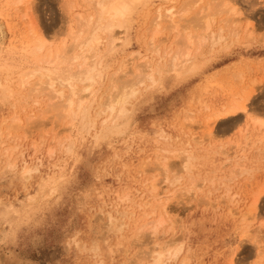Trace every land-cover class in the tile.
Here are the masks:
<instances>
[{
    "label": "rangeland",
    "instance_id": "374dc122",
    "mask_svg": "<svg viewBox=\"0 0 264 264\" xmlns=\"http://www.w3.org/2000/svg\"><path fill=\"white\" fill-rule=\"evenodd\" d=\"M69 1L37 0L35 15L29 10L31 20L39 22L38 29L48 42L60 45L66 39L70 45L68 25L72 22L77 26L76 14L94 15L90 0H71L75 7L71 12ZM148 1L134 9L126 30L115 29L118 35L122 33L119 37L123 41L118 42L113 54L109 53L105 34L95 45L103 62L95 108L112 91L108 88L110 78L122 59L132 61H127L129 67L119 85L134 80L147 61L158 68L161 59L148 50L153 30L145 35L157 8L175 6L181 14L186 2L191 11L176 17L182 29L178 31L198 36L203 32L196 23L199 19H194L198 8L221 1V5L224 2L230 6L228 10L236 9V32L224 31L226 40L217 44L208 39L202 51L194 48L197 54L185 69L156 74V85L149 81L139 84V93L130 100L129 113L117 122V130L96 134L105 116L98 117L89 131L83 129L80 120L69 129V124L50 109L49 94L38 98L41 113L32 101L23 103L27 92H18V73L33 64L22 55V37L28 32L25 8L9 7L8 0H0V21L5 31L0 65H11L14 72L12 94L0 92V124L15 115L22 119L11 136L4 137L5 144L0 143V264H151L153 250L172 240L178 241L175 247L182 251L165 264H264V248L260 261L257 253L261 246L256 241L264 240V192L256 216L247 211L256 193L264 189V132L249 126L252 119L264 120V0ZM226 13L215 16L212 32L218 33ZM163 26L168 24L163 22ZM171 33L161 30L157 45L162 43V48L173 44L178 37ZM144 59L145 64L141 62ZM117 74L116 78L121 73ZM5 76L1 74L0 78ZM246 92L250 95L248 113L239 116L236 125L208 120L213 111L243 99ZM100 97L104 99L99 101ZM69 144L73 145L70 150L66 148ZM9 147L16 148L10 160L5 154ZM158 155L167 159L157 160ZM10 161H16L17 167H7ZM24 162L38 171L22 177ZM163 162H167L166 167ZM151 182L163 200L174 196L157 234L146 229L141 237L136 229L159 216L144 220V211L150 214V207L133 204L143 193L149 195ZM127 193L136 201L120 204ZM125 207L131 208L127 216L118 215L125 212ZM109 216L117 218V223L110 222ZM243 218L246 228L241 224ZM120 225L122 232H118ZM260 245L264 246V241Z\"/></svg>",
    "mask_w": 264,
    "mask_h": 264
},
{
    "label": "bare ground",
    "instance_id": "6f19581e",
    "mask_svg": "<svg viewBox=\"0 0 264 264\" xmlns=\"http://www.w3.org/2000/svg\"><path fill=\"white\" fill-rule=\"evenodd\" d=\"M36 1L34 0H8L9 7L11 6V7H15L18 9L25 8L24 13H25V17H27L28 32L26 31L27 34L24 35L25 38L22 37V42L21 41L20 42L23 45L22 50L24 54L22 55L26 58L27 63H33L32 66H29L25 70L20 71L18 73V86H19L18 92L26 91L27 93H24L23 103L24 102L28 103L29 101H32L33 107L34 106L36 107L34 109H38L37 110L38 112L42 108L40 106L41 102L38 99L39 96H44L46 94H49L50 102H51L49 104L51 108L50 106L49 108L50 109L53 108L55 112L57 113L58 118L64 122H67V124H69V129L70 127L72 128L75 121L80 120V122L82 123L83 129L88 128V131H89L93 129L95 125L97 124L98 117L105 116L102 122V125L100 127V130L96 134L107 132L108 130L111 131L113 128L117 130L116 129L118 125L117 122L123 120L129 113V110H128L129 108H127V106L130 104V100L139 93V89H137L139 84H144L145 81H149L150 83H152V85H156L158 83V80L156 79V74H158V76H161L162 72L166 69L170 72L171 71L179 72V70L185 69L187 62L192 60L195 54H197V53L195 54L193 53L194 48H197L196 50L197 52L199 50L202 51L201 48H204L203 45L206 43V41H208V39L212 41V44H217V43H220V41L222 40L223 41L226 40L225 36L223 35L224 31L229 32L231 34L236 32V29H235L236 23H234L235 20H233V18L236 19V17H233L237 15L236 9L232 8L231 6L232 9H229L230 10L229 11L228 8H230V6L228 7V4L226 5V3L224 4V2H223V5H221L222 4L220 3L221 1H216L217 3L214 1V2H211L210 4L206 3L205 5L207 6L205 7L201 5V7L198 8L199 10H197L198 13L195 12V14L197 13L196 16L199 18L196 17L194 19L196 20L199 19L196 21V23L198 22V24L200 25V28L198 27L199 26L198 24H197L198 26L195 25L196 23L194 22L195 21L194 19H191V21L194 20L193 22L195 24L194 23L193 24L200 29V32L203 27V30H202L203 32H201L200 34L198 32V36L191 35L190 32L188 34L179 32L180 30H182L180 27L181 24H179V27H180L179 29L178 23L175 21L178 15L184 16L185 14L188 13V11L189 12L191 11L188 9L189 6H186V2H184L185 4H182L181 6V7H185V9H182L179 11L181 14L177 13L175 6L168 7L165 9H163V7L157 8L154 11L155 17L151 19L152 20L150 24L151 26L145 30V35L148 34V31H151V30L155 31V32L151 31L153 35L151 36L149 40L150 42L148 43V50H150L153 54L157 53V56L158 58L161 59L162 64L161 62H158L157 63L158 66L156 65L158 68L155 69L152 61H147L148 62L147 65L140 67L139 71L135 73L136 75H135L134 80L127 82V83L121 82L122 84L119 85L118 83L121 80L120 79L121 75L124 74L127 68L129 67V64H127V61H130V60L132 61V59H128L127 61H124L127 58L122 59L120 61V64L118 63L119 68L116 69V71L117 70L118 71L117 72L115 71L116 73L113 72L114 75L113 73L111 74L113 76H111L112 78H110L111 79L110 84H109L110 87L108 88H112L113 92L110 91L109 96H107V98L105 99L103 98L104 100L102 99V97H100L99 101L100 100H103V101L98 103V105L95 108L94 104L97 101L96 94L99 92V90L96 89V85L99 84L98 80L102 78V70L99 68V66L103 63L102 57L96 54L95 48L97 47H95V45L101 41L102 34H105L106 42H108L109 53L113 54L117 50L118 42L123 41L122 40L123 38L119 37V35L121 36L122 33L118 35V33L115 32V29L118 28L120 30L124 28L126 30L127 28L125 25L126 21L129 18V16L133 13L134 9L138 7L139 5L145 4L148 0H90L89 3L92 5V8L94 10V15L89 14V16L87 17V16H83V14L81 13H78V14L75 13L76 19H77L76 22L78 23L77 26L75 27L72 22L69 23L68 25L69 26L68 34H69L70 39H72V42L70 43V45L69 43L68 45L66 44V39H64L60 43V45L54 44L50 41L48 42L46 38L44 39L45 36H43L44 34L40 32L41 29L40 30L38 29L39 22L36 24L35 22H33L35 20L33 19L32 21L31 20L32 17H30L32 16V14L35 15L34 11L36 10L34 9V5ZM70 1L67 6H68V10L71 12L74 6L72 5V2ZM193 3H196V2L194 1ZM65 4L67 3L65 2ZM26 5L29 8L26 7ZM193 5L197 7L198 3L193 4ZM225 8H227L228 11L225 10ZM223 9L225 10L224 12L231 13L230 15L232 17L230 15L228 16L229 13H226L228 18L226 17L227 20L221 19L222 26L219 27L218 33L212 32L211 27H212L213 21H215V16L219 12L224 13L222 12ZM29 10L31 11L32 14H30ZM26 13L30 14L29 17ZM221 13H219L218 15H220ZM2 14L3 13L0 12V16H2ZM163 22H166L168 24L166 28H164ZM127 25H128V22H127ZM152 27L153 29H151ZM163 29L168 30L169 34L171 35H172L171 32L175 33L174 35L178 37L174 39V40L177 39L176 41H174L175 45H174V42L173 44L171 43L168 47L161 48L162 43H159L157 45V37L159 36L160 31L161 30L163 31ZM114 32L118 35V37H115L117 35H115ZM169 39L170 37H167L166 41H168ZM4 40H5L4 25L0 21V49L3 45ZM145 60L146 59L142 60L141 62ZM164 60H166L168 63L166 64ZM19 68L20 66L15 67L16 70H19ZM1 74H6V76L4 77V79L0 78V92L2 90L3 92H7V93L9 92L10 94H12L13 88H12V85L10 84V80L12 79V74H14V72H12V66L8 64L0 65V75ZM116 74L117 75L120 74L118 78H116L117 77ZM10 94L9 96H12ZM249 96H250L249 92H246L241 96L243 97V99L240 98L239 100H237L236 98L237 101H233L231 104H229L226 107L224 106V108L221 111H213L208 116V120H218L221 124H223V126H225L229 122L233 126L236 125V123L239 120L238 117L241 115L245 116L248 113ZM34 97H37V98H34ZM93 107L96 110V114L94 118H92V114H91ZM41 111L42 110H40L39 113H41ZM188 120H190V118ZM21 121L22 119L19 118L17 115H15L14 117H11V119L5 120L2 122V124H0V143L1 145L5 144L4 141L6 139H4V137L9 138L11 131L16 130L18 127L17 126L18 123ZM251 122L252 123H249V126L251 129H255L257 131L262 130V132H264V120L252 119ZM121 125H119V127ZM3 126H5V128ZM251 131H254V130H251ZM71 145L72 144H69L68 147L66 148L70 150L71 147H73V145L72 146ZM14 150H16L15 147L14 149L13 147L6 148L5 154L8 156L9 160L10 158H12ZM184 153H188V152L184 151ZM161 158L167 159L166 157L162 155L157 156V160H160ZM191 158L192 156L188 157V162H190ZM162 165L166 167L167 162H163ZM7 167L14 169L15 167H17L16 161H12V162L10 161ZM22 169H21L22 170L21 173L23 175L22 177L29 176L31 172L38 171L37 167L30 168L27 166V163L25 164V166L22 167ZM172 184L173 183H171V185ZM150 186H151V189L150 191H148L150 192L149 195H146L143 193L142 196L140 197V200L137 201L136 203L134 202L133 204H135L137 207H140V208L150 207L149 208L151 212L150 214H147L148 212L146 213L144 211V215L142 218L144 220L148 219L149 216H152V215L158 214L159 216L157 217V219H154L142 226L140 225L141 227H138L136 229L138 233L141 235V237L142 235L145 236V233H143V230L146 231V229L151 230L150 231L151 234H154V235L157 234L158 229L161 226H163V224L166 221V217L169 212L168 202H170L171 197L174 196L173 194L170 198L168 196V198H165L166 200H163L162 198H160L161 197L159 194L160 192L158 193L156 189L157 187L156 184L154 182H151ZM55 188L56 187H53L51 189L54 190ZM263 192H264V189H260L256 193L255 198L250 205V209L249 208L247 209V211L249 210L248 215L255 214L256 216V214L258 213L257 206H259L260 204L259 201L263 198ZM131 200L134 201L135 199H131L129 194L127 193L121 197L119 203L120 204L124 202L129 203V202H132ZM129 208L130 207L128 208L125 207V212L123 213L118 212L117 214L126 217L127 216L126 212H128V210L131 209ZM132 216L136 217L134 213H132ZM109 219H110V222H114L115 224L117 223V218H114V216H109ZM136 223L137 222H135V224ZM243 223L244 225L242 226L246 228L247 225H246L245 218H243L241 221V224ZM170 229L172 231L173 227H171ZM122 230H123V225L118 226V232H122ZM254 238H257V237H254ZM256 241L263 243L264 240L262 241V239L260 240L256 239ZM177 242L178 241L176 240H172V241H169L167 244L160 246L158 250H153L151 254V258H153V261L151 262V264H165L166 261H169L171 259L174 260L175 258H177V256L182 251L181 248H177L178 246L175 247ZM260 243H257L259 244V246H261V248L258 251V253L257 252L256 253L257 255H259L258 259L262 261V257H263L262 250L264 246L260 245Z\"/></svg>",
    "mask_w": 264,
    "mask_h": 264
}]
</instances>
